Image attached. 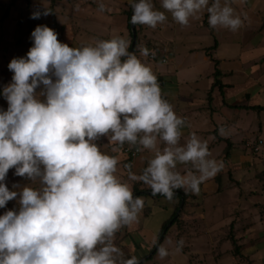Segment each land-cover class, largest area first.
I'll use <instances>...</instances> for the list:
<instances>
[{
	"label": "rangeland",
	"instance_id": "1",
	"mask_svg": "<svg viewBox=\"0 0 264 264\" xmlns=\"http://www.w3.org/2000/svg\"><path fill=\"white\" fill-rule=\"evenodd\" d=\"M134 2L0 0V264H134L153 253L157 243L160 247L143 264H258L253 252L264 254V150L252 149L263 133L246 143L247 154L243 147H232L226 155L214 145L202 156L206 161H195L187 175L191 184L179 186V176L167 170L149 172L157 156L150 152L156 149L144 146L156 121L147 117L163 101L143 91V81L155 75V62L163 70L174 52L178 63L193 61L200 72L213 69L201 50L191 57L186 53L194 47L206 51L215 41L217 56L243 48L253 79L263 89L264 0H143L135 17L136 45L117 90L94 93L71 79L76 119L42 125L47 128L31 123L69 116L64 86L71 75L89 70L88 82L97 90L106 87L100 89L110 75L114 78V63L132 48L128 16ZM206 86L205 79L195 89L204 100L210 92ZM126 90L132 105L120 97ZM117 92L121 95L116 97ZM260 96L264 101L263 92ZM115 129L118 134L112 135ZM142 132L146 135L140 143ZM108 135L117 140L111 142ZM125 137L141 148L138 155L124 151ZM34 147L55 167L48 170ZM239 154L248 155L249 166ZM229 156L237 168L230 166ZM218 157L226 162L212 161ZM56 165L86 184L82 200L101 196L110 217L80 202L65 231L70 190ZM169 187H181L187 198L137 192L128 212L117 223L110 221L128 193ZM177 207V221H170L158 240ZM243 212L257 217L251 234L244 228L251 218H244L235 231ZM233 231L241 247L238 254L230 239ZM253 242L257 249L244 253Z\"/></svg>",
	"mask_w": 264,
	"mask_h": 264
},
{
	"label": "crops",
	"instance_id": "2",
	"mask_svg": "<svg viewBox=\"0 0 264 264\" xmlns=\"http://www.w3.org/2000/svg\"><path fill=\"white\" fill-rule=\"evenodd\" d=\"M203 49L202 47L201 49L191 48L187 50L186 55L191 57L200 50L204 52V59L207 60L209 66L210 63L214 66L213 69L209 68L208 72H200L193 61L186 64H183L184 62L178 63V55L175 52L167 60L165 63L167 67L163 70L156 67L160 62H155L154 65L155 74L163 76L165 80L163 84L157 86L165 99L162 100L163 103H155L152 108H156V114L151 110L147 117L148 120L153 119L156 121V129L151 133V137H148L151 140L146 142L147 146H144L145 149L148 146L156 149V152H150L156 153L157 156L154 159L153 170L149 172L155 173L157 169L167 170L169 175L179 176V186L183 187H188L192 182L191 177L187 175L193 169L195 161L197 159L201 162L206 161V158L202 156L210 154L211 148H215L214 145H218L217 148L220 147L223 151L226 150V148H223L224 145H227L225 147L229 146L230 149L232 147H243L245 154H247L249 151L246 143L256 138L260 132L263 133L260 136H264V101L260 96L264 88L262 89L258 80L253 79L254 77L251 74L253 69L248 64L250 63L248 59L243 57V54H245L243 48L238 51L239 53L237 52L238 54L228 53L229 50L224 54L222 50L220 56H217L216 52L218 47L215 50L214 57L219 60V68L222 72L220 79L224 84V93L221 92L219 86H213L215 64L207 55V51ZM174 61L176 65L168 68ZM205 79L207 91H210L207 92V100L200 98L195 90L196 88L199 89L200 81ZM119 95L121 94L118 92L115 94L116 97ZM120 97L125 102L129 98L130 105L135 102L130 99L127 90L125 95ZM122 121L125 126L128 125V119ZM115 131L117 129L111 134H118ZM144 135H146V132H142V136L139 138L140 143ZM108 138L111 139V142L117 140L114 138L113 141L110 135H108ZM207 139H209V143H207ZM195 153H199L201 157H195ZM233 154H238V152H233ZM237 156L243 158L242 163L245 162V165L249 166V162H247L249 161L248 155L239 154ZM218 160L226 162L222 158L213 159L212 161L219 162ZM231 161L232 159L229 156L228 163L232 164L230 166L235 168L239 166L235 164V161L234 163ZM239 181L241 179H237V182ZM244 218H251L249 220L251 221L250 224L244 227L246 232L251 234V230L254 228L252 220L256 221L257 217L244 212L239 215V221L237 220L238 222L235 223V231L240 230L238 228L239 226L242 227L241 223L244 222ZM249 234H245V237L249 238ZM262 241H264V238ZM255 243L253 242V246L250 244L251 247L243 252L250 254L249 251L254 250V248L256 250ZM260 248L264 249V244ZM259 252H253V256H257L258 264H264V254L261 253L260 255Z\"/></svg>",
	"mask_w": 264,
	"mask_h": 264
},
{
	"label": "trees",
	"instance_id": "3",
	"mask_svg": "<svg viewBox=\"0 0 264 264\" xmlns=\"http://www.w3.org/2000/svg\"><path fill=\"white\" fill-rule=\"evenodd\" d=\"M142 1L143 0H141V2ZM140 5H141V3H140ZM133 6H134V4H132L131 10L129 11V16H128L129 26H130V14H131V11H132ZM136 14H137V12H136ZM135 24H137L136 20H135ZM130 28H131V26H130ZM132 37H133V33H132ZM136 40H137V37H136ZM217 47H218V42L215 41L214 45L210 46V49H208V50L206 49V51H207V55L210 56L211 60L214 61V64H215V71H214V78H215V80H214L213 86H219L220 89H221V92L224 93V91H223L224 84L221 82V79H220V77L222 75V72H221V70L219 68V60L216 59V58H214V53H215L214 51L217 49ZM130 49H131V47H130ZM126 55L127 54L123 55L118 60L117 63H114L115 64V71L114 72H116L118 70L120 64L122 63V61L124 60V58L126 57ZM130 60H131V56H130L129 60L127 61L125 67L129 64ZM125 67H123V69L121 71V74L119 75L117 81L111 87L110 90H112V89H114V88L117 87L118 81L121 79V77L123 75V72L125 70ZM80 74H81V76H83V78H85L86 81L91 82L90 81V77H89V70H85L84 72H82ZM112 79H113V77L110 75L106 79V81L103 84H101L100 89L101 88H104L107 85V83H109ZM164 82H165V80H164L163 76L155 74L151 78H149L148 80L145 79L143 81V91L144 92L148 91L150 94L154 95L158 99L163 100V99H165V96L157 89V86H159L160 84H163ZM77 83H79V84L81 83L85 88L88 89V87L85 86L81 81L77 80ZM71 85H73V84L70 82V88H71ZM64 89H65V86H64ZM71 90H72V88H71ZM64 95H65V99H66V106H67L66 108H67V110L69 112L70 108L68 106V98H67L66 92H65ZM73 97H74V95H73ZM259 108H261V107H259ZM67 118H68V116L64 119V121L67 120ZM74 119H76V117L73 118L70 122H73ZM70 122H67L65 124H69ZM0 126H1V123H0ZM44 126L40 125L41 128H47V127H44ZM46 126L53 127V125H46ZM57 126H61V125L57 124ZM7 129L8 128H4V130H7ZM120 138L123 140V135L122 136L120 135ZM229 154H230V148L226 149V155H229ZM130 158L131 157H129V159ZM130 161L131 160H128L127 163L130 164ZM61 167H62L61 165H58L57 166V168L62 169ZM48 170H51V169L48 168ZM66 173L68 175V171H66ZM61 177L63 179H65V181L67 183H68L67 180L68 179H71L72 182H73V184H74V186H75L74 199H73V202H72L70 208L68 209L67 215L65 217V221H66V228H64L65 231L68 230V227H70V225H71V223L73 221V218L76 216V214L78 212V206H79L80 202H83V203L87 204V206L95 205L98 208L99 212L102 214V216H104L106 218L110 217V212L108 210H106L102 206V197L101 196H99V195H95V196H91V197L88 196L87 198H85L84 200H82V197L80 196V191L86 186V184L84 182H81V181L75 179L74 177H70L69 175H68V178H66V176L64 174H62ZM216 181H218V182L220 181L219 176L216 177ZM220 189H221V183L219 182V190ZM69 190H70V187H69ZM137 192L140 193L139 196L144 193V194H154V195H158V196L159 195L176 196V197H180V199L183 196H184V198H187L185 196L186 194L184 193V191H183V189L181 187H176L175 189H173L172 187H169L168 189H162V190H159V189H146V190H142V191L141 190H137V191H135L133 193H128L127 195H125V197L122 199V202L120 203V208H119L118 212L116 213V215H118V217H116V215L115 216H111V218H109L110 221H114V224H115V223H117L122 218V216L125 213L128 212V210L133 206V203L135 201V198H134V201H133L132 204H130L127 208H125V206L128 204L131 196L134 195V194H136ZM178 210H179L178 207L175 208V211L173 213L172 218L169 221L167 220V221L164 222V224H163V226L161 228V231L159 233L158 240H160L166 234V230H167V227L169 225V222L172 221V220H174L175 222L177 221V218H178L177 212H178ZM100 227H102V226H100ZM230 239H231V242H232V244L234 246L235 253L238 254L241 251V247H240V245L238 243V240H237L236 236L234 235V231L232 232V235H231V238ZM159 247H160V244L158 245V243H157L156 246L154 247L153 254L150 257H148V258H151L155 254V252L157 251V249ZM148 258L144 259V261L147 260ZM140 260L141 259L136 260L134 262V264H138V262ZM144 261L141 262L140 264H143Z\"/></svg>",
	"mask_w": 264,
	"mask_h": 264
},
{
	"label": "water",
	"instance_id": "4",
	"mask_svg": "<svg viewBox=\"0 0 264 264\" xmlns=\"http://www.w3.org/2000/svg\"><path fill=\"white\" fill-rule=\"evenodd\" d=\"M140 2H141V0H136L135 1L134 6H133L132 11H131V14H130V26H131V30H132L133 38H134L133 39V43H132V48L130 49L131 51L127 53L126 57L124 58V60L120 64L118 70L115 72L114 78L106 85V87L103 90H97L92 84H90L88 81H86L82 76H80V75L79 76L78 75H71L70 77H68V79L65 82V91H66V95H67V98H68V106L70 108L69 116H68L67 120H65V121L33 120L31 123L38 124V125L65 124V123L71 121L75 117L76 105H75V100H74V97H73V93H72V91L70 89V81H71V79H78V80L82 81L83 84L85 86H87L94 93H104L105 91L110 89L115 84V82L117 81L119 75L121 74V71H122L123 67H125L127 61L129 60L130 56L132 55L133 49H134V47L136 45L137 31H136L135 17H136V12H137V9L139 7ZM23 126H24V124L21 125V129H22ZM20 132H21V130H20ZM19 137L22 140L24 139L21 133L19 134ZM34 149L44 159L45 163L47 164V166L49 168H54L55 167L52 163L49 162V160L47 158H45L43 152L40 149H38V147H34ZM58 170L62 174H64L66 176V178H68V175H67V173H66V171L64 169L58 168ZM67 181H68V185L70 187V201H69V205L66 207V212H65L64 218L66 217L67 211H68V209L70 208V206H71V204L73 202L74 192H75V186H74L72 180L68 179ZM133 198H134V196H132L131 200L128 202V204L125 206V208H127L128 205L131 204ZM183 203H184V199L182 200V204ZM116 217H118V215H116ZM169 224H171V223H169ZM64 228H65V224H64ZM152 254L153 253H149L148 255L143 257L138 262V264H140L144 259L150 257Z\"/></svg>",
	"mask_w": 264,
	"mask_h": 264
},
{
	"label": "built area",
	"instance_id": "5",
	"mask_svg": "<svg viewBox=\"0 0 264 264\" xmlns=\"http://www.w3.org/2000/svg\"><path fill=\"white\" fill-rule=\"evenodd\" d=\"M154 56V55H152ZM166 61V59H164ZM264 92V90H263ZM125 143L128 142L126 145H124L123 149L124 151L129 154L130 156H136L141 152V148L137 146L134 139H131V137H125ZM252 149L255 152H260L264 150V136L257 137L254 142L252 143Z\"/></svg>",
	"mask_w": 264,
	"mask_h": 264
},
{
	"label": "flooded vegetation",
	"instance_id": "6",
	"mask_svg": "<svg viewBox=\"0 0 264 264\" xmlns=\"http://www.w3.org/2000/svg\"><path fill=\"white\" fill-rule=\"evenodd\" d=\"M80 81V80H79ZM82 82V81H81ZM83 83V82H82Z\"/></svg>",
	"mask_w": 264,
	"mask_h": 264
}]
</instances>
